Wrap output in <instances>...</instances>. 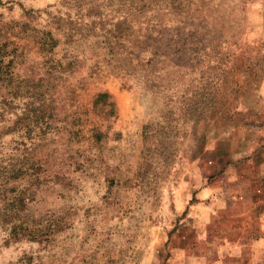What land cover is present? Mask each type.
Segmentation results:
<instances>
[{
    "label": "rangeland",
    "instance_id": "1",
    "mask_svg": "<svg viewBox=\"0 0 264 264\" xmlns=\"http://www.w3.org/2000/svg\"><path fill=\"white\" fill-rule=\"evenodd\" d=\"M0 55V264H264V0H0Z\"/></svg>",
    "mask_w": 264,
    "mask_h": 264
},
{
    "label": "trees",
    "instance_id": "2",
    "mask_svg": "<svg viewBox=\"0 0 264 264\" xmlns=\"http://www.w3.org/2000/svg\"><path fill=\"white\" fill-rule=\"evenodd\" d=\"M92 1V0H91ZM79 8L82 9V4L80 3L79 4ZM145 8V5L141 8V9H137L136 8V11L137 12H141L143 9ZM128 24V20L126 18V21H118V22H114V21H111L109 23V28H105L104 29V43L106 44V46L109 48V54L113 55L114 57L119 55L121 56L120 54H123L121 53V51L118 53L117 49L119 48H125L126 46L125 45H122L123 43L122 42H125L126 39H128V34H132V32L134 31L133 29V26H136V23H135V20L133 19H130L129 21V24L132 25V27L130 29H124L125 25ZM47 35V34H46ZM135 37L137 38L138 37V33L135 32ZM46 40H44V44H54L56 45V41L53 37V35L51 33H48V35L46 36ZM47 46V45H45ZM126 54L127 56H130L131 53L128 52V53H124ZM5 59L1 57L0 55V77L5 79V75L10 72V69H11V64H5ZM147 64H149V62H147Z\"/></svg>",
    "mask_w": 264,
    "mask_h": 264
}]
</instances>
